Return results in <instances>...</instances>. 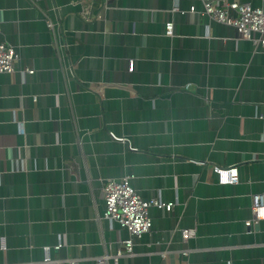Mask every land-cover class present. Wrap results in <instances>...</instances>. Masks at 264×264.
Returning <instances> with one entry per match:
<instances>
[{
    "label": "crops",
    "instance_id": "crops-1",
    "mask_svg": "<svg viewBox=\"0 0 264 264\" xmlns=\"http://www.w3.org/2000/svg\"><path fill=\"white\" fill-rule=\"evenodd\" d=\"M201 10L0 0V40L18 54L0 74V264L118 252V264H264V219L246 226L264 198V44ZM215 168L238 181L221 184ZM124 177L142 200L172 204L149 208L132 255L127 231L102 218L103 185Z\"/></svg>",
    "mask_w": 264,
    "mask_h": 264
},
{
    "label": "built area",
    "instance_id": "built-area-1",
    "mask_svg": "<svg viewBox=\"0 0 264 264\" xmlns=\"http://www.w3.org/2000/svg\"><path fill=\"white\" fill-rule=\"evenodd\" d=\"M202 6L201 15L207 16L210 20L234 28L237 38L251 41L254 44H264V11L260 8H252L248 4H239L228 0H199ZM174 10H176L174 8ZM195 13L194 6L188 10ZM47 27L53 28V23L48 22ZM166 35H172V23L165 25ZM18 62V54L14 48L0 40V74H12ZM32 74V70H25ZM106 84H96L88 86V90L99 93ZM114 138V136H112ZM116 139V138H114ZM221 184H234L238 181L236 168L220 169L215 168ZM103 219L117 223L128 233V238L121 242L124 252L128 255L133 253V240L140 238L151 229V221L148 210L151 206L170 210L172 204H164L157 200L144 201L135 192L130 184V178L124 177L120 180H108L103 185ZM252 219L246 222V226L264 219V198L260 195L252 197L251 206ZM193 235V230H181L183 240H187ZM62 246L58 243L54 249ZM48 252V248L45 249ZM122 252H118L114 257L109 258L104 255L95 258V264H108V259L112 264H118ZM38 264H78L76 260L67 259L64 261L51 259L45 255Z\"/></svg>",
    "mask_w": 264,
    "mask_h": 264
}]
</instances>
